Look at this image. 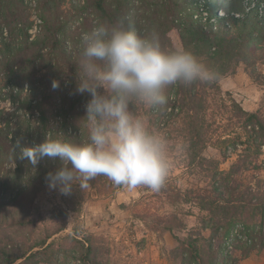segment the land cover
<instances>
[{
    "label": "trees",
    "instance_id": "obj_1",
    "mask_svg": "<svg viewBox=\"0 0 264 264\" xmlns=\"http://www.w3.org/2000/svg\"><path fill=\"white\" fill-rule=\"evenodd\" d=\"M42 1L43 26H57L50 35L53 51L46 60L42 49L48 35L29 39L28 25L10 20L22 1L0 0V13L14 24L11 36L24 35L22 40L3 42L8 90L0 98L9 99L10 105L0 106V264H109L101 237L87 232L80 216L88 190L107 195L120 186L98 176L86 189L74 187L64 195L50 189L46 180L60 161L45 158L33 168L20 158L16 146L18 141L36 144L44 137L83 134L78 119L90 99L87 93L75 92L79 45L66 41L70 38L73 43L75 38L65 33L59 0ZM69 5L85 12L86 31L98 19L108 23L122 19L129 27L158 30L163 43L174 47L168 32L176 29L182 46L219 74L209 84L170 87L163 115L136 108L174 143L185 145L187 165L198 161L206 172L207 184L196 190L183 193L169 183L161 188L171 206L192 204L199 212L197 227L183 237L175 235L176 244L167 250L168 264H239L251 252L261 251L264 179L258 172L264 169V115L243 110L232 100L242 134L218 136L214 141L223 157L238 142L241 151L227 170L202 152L213 141L208 100L220 90L219 79L241 62L252 64L255 49L264 46V0H72ZM73 33L80 41L81 32ZM54 80L59 82L57 89L52 88ZM153 222V229L162 234L186 228L174 212Z\"/></svg>",
    "mask_w": 264,
    "mask_h": 264
},
{
    "label": "clouds",
    "instance_id": "obj_2",
    "mask_svg": "<svg viewBox=\"0 0 264 264\" xmlns=\"http://www.w3.org/2000/svg\"><path fill=\"white\" fill-rule=\"evenodd\" d=\"M191 49L163 43L156 29L129 27L124 20H96L80 34L75 92L89 94L78 119L83 134L44 137L40 143L17 142L20 158L35 166L43 159L60 161L46 176L48 187L64 195L74 187L107 177L114 185L159 191L173 166L168 134L136 111L137 106L163 115L168 90L177 84H209L218 79ZM59 87L58 81L52 88Z\"/></svg>",
    "mask_w": 264,
    "mask_h": 264
},
{
    "label": "rangeland",
    "instance_id": "obj_3",
    "mask_svg": "<svg viewBox=\"0 0 264 264\" xmlns=\"http://www.w3.org/2000/svg\"><path fill=\"white\" fill-rule=\"evenodd\" d=\"M21 1L22 4L19 3L14 8L10 20L17 18L21 25H28L26 32L29 39L43 33L48 35L49 46H43L42 51L45 53L44 60L49 59L53 51L49 39L52 32L57 30V26L51 24L47 28L43 26L42 0ZM70 1L72 0H59L57 7L59 5L58 16L65 22L63 23L65 33H71L75 38L74 44L71 43L70 38L66 41L75 46L79 45L80 41L77 39L78 35L73 32L86 31L85 27L88 28V24L83 19L85 12L71 8ZM55 12L56 10L54 15ZM10 20L0 13V94L8 90V87H4L7 85L5 76L7 71L4 66L3 42L15 37L19 40L24 38L21 32L19 38L17 35L11 36L9 30L15 28L14 24L9 23ZM168 36L174 47L182 46L176 29L170 30ZM255 53L252 64L241 62L222 76L219 79L220 90L213 92L208 100V117L211 125L209 136L213 141L202 153L207 158L218 159L219 167L223 170L230 167L232 161L236 159V154L242 149V145L238 142L235 147L230 146L227 157H223L214 141L218 136L233 137L242 134L240 120L235 117L234 112L238 109L233 107L232 100L243 110L259 111L264 115V46L260 50L255 49ZM39 87L41 88V84ZM9 105V99L0 98V106L9 107ZM171 142L174 146L178 144L172 140ZM261 158L264 159V149ZM172 159L173 166L164 188L169 183L184 193L207 184L206 172L198 161L187 165L188 157L185 150L179 154L173 150ZM258 174L264 179V169ZM171 212L184 220L186 228L163 234L154 230V219ZM188 212L191 215H188ZM198 216V209L192 204L178 203L172 206L168 204L163 189L153 191L143 186L136 188L120 186L112 194L107 195H100L94 189L88 190L82 204L80 220L87 232L101 237L109 264H168L167 250L176 244L175 235L183 237L189 229L197 227ZM69 228L71 224L65 232L69 231ZM239 264H264V248L259 252H251Z\"/></svg>",
    "mask_w": 264,
    "mask_h": 264
}]
</instances>
